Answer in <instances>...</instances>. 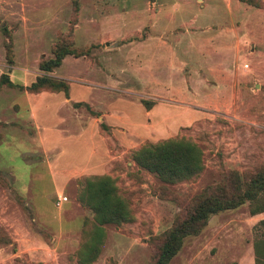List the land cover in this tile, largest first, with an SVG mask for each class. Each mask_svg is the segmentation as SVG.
<instances>
[{"label": "rangeland", "instance_id": "obj_1", "mask_svg": "<svg viewBox=\"0 0 264 264\" xmlns=\"http://www.w3.org/2000/svg\"><path fill=\"white\" fill-rule=\"evenodd\" d=\"M58 49L68 52L59 64L40 69ZM1 74L13 84L0 83V264H79L93 213L76 194L95 175L114 179L131 219L103 225L90 264H150L157 237L194 195L226 169L264 163V0H0ZM38 75L63 80L67 94L26 91ZM72 108L87 145L56 137L57 110ZM166 138L200 147L195 177L164 183L132 161L134 149ZM87 153L85 169L60 178ZM260 219L247 202L211 214L168 264H253ZM23 228L38 233V261L16 254L8 232Z\"/></svg>", "mask_w": 264, "mask_h": 264}, {"label": "trees", "instance_id": "obj_2", "mask_svg": "<svg viewBox=\"0 0 264 264\" xmlns=\"http://www.w3.org/2000/svg\"><path fill=\"white\" fill-rule=\"evenodd\" d=\"M245 1V0H242ZM5 60L11 62V49L6 44ZM68 52L58 49L49 64L40 69L49 70L57 66ZM0 83H13L6 74L0 75ZM67 83L49 76L38 75L24 89L31 93L49 89L67 94ZM148 110L152 102L140 101ZM74 103L73 105H76ZM132 161L139 167L157 176L164 183L173 184L195 177L202 169L200 147L184 138H166L155 143H144L131 153ZM77 201L93 213V222L77 253L79 264H90L96 258L103 238V225H120L131 219L127 202L120 196L115 181L109 175L88 176L82 179L76 194ZM247 202L248 212L253 215L264 211V163L250 172L239 175L226 169L219 181L204 187L194 195L172 225L155 242V251L150 264H168L179 251L187 236L196 235L206 224L211 214L234 209ZM259 227V228H258ZM253 264H264V219L255 225L252 240Z\"/></svg>", "mask_w": 264, "mask_h": 264}, {"label": "crops", "instance_id": "obj_3", "mask_svg": "<svg viewBox=\"0 0 264 264\" xmlns=\"http://www.w3.org/2000/svg\"><path fill=\"white\" fill-rule=\"evenodd\" d=\"M63 101L65 104L70 103L69 98H66V97ZM73 104H74V102H73ZM64 111H65L63 113L64 116L57 113V112L62 113L60 110H57V112H56V118H55V121H56V137L58 135L63 136L64 134H65L64 136L68 135V137L72 135L74 137V139H76V140L81 139L84 142V144L87 145L90 142V140L86 137V135H88L89 134L88 132H90V131H87L85 126L82 129L79 128L76 125V121L68 117V115H75L76 114V112H73L74 111L73 108L71 110H64ZM29 113H30V117H31L34 129L36 131L40 130L38 124L35 122L34 113L31 111L30 107H29ZM70 130L75 131V132L81 131L82 133H80V134L72 133L71 134ZM37 137H38L37 138L38 141L40 142L41 138L38 134H37ZM92 159L93 158L89 159L88 153H87L86 158L82 163L73 164L74 162H70V163H68V165H69L68 167L60 168V169H58L57 172L60 175V178L61 177L62 178H69L70 175L76 174L79 170H82L83 168L85 169V167H87L85 165H87L89 162H91ZM55 194L59 195V190H55ZM63 202H67V198L64 196H57L56 205H61V204L63 205ZM65 206H68V204H66ZM31 219L33 221L36 220L35 217H32ZM49 219L51 222H53V220L51 218H49ZM37 221L42 222L39 218ZM61 223H62V220H61L60 216H57L56 217V229H58L57 238H59L60 234L63 233V232H60V230H59ZM56 229L53 232L55 239H56ZM66 233L67 232L65 231V234ZM35 234H33V232H31L27 228H23V229L19 230V232L14 231V230H11L8 232L10 239L12 241H14L17 245L16 254H26L27 256L30 257V259L32 261H38L37 259H35L40 254V252H38L36 247H35L36 245L39 244L37 241L38 240V237H37L38 233H35ZM65 234L63 235V237L65 236ZM68 237H71V236H68ZM31 238L36 240V241L32 242V244H33L32 246H30L28 244L29 239H31ZM50 264H56V261L54 263H50Z\"/></svg>", "mask_w": 264, "mask_h": 264}]
</instances>
